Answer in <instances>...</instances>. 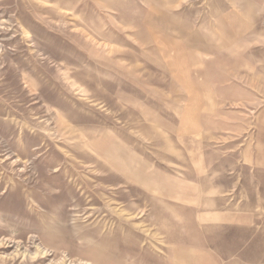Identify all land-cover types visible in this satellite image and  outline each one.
I'll return each mask as SVG.
<instances>
[{
	"label": "rangeland",
	"instance_id": "1",
	"mask_svg": "<svg viewBox=\"0 0 264 264\" xmlns=\"http://www.w3.org/2000/svg\"><path fill=\"white\" fill-rule=\"evenodd\" d=\"M263 113L264 0H0V264H264L214 191Z\"/></svg>",
	"mask_w": 264,
	"mask_h": 264
},
{
	"label": "crops",
	"instance_id": "2",
	"mask_svg": "<svg viewBox=\"0 0 264 264\" xmlns=\"http://www.w3.org/2000/svg\"><path fill=\"white\" fill-rule=\"evenodd\" d=\"M236 94L237 92L234 96ZM259 117L260 120L251 127V131H240L242 133H239L238 137H230L222 142L223 153L220 155L222 158L214 160L215 163L222 161L225 163L224 170L227 168L225 171L231 180L229 189L214 185L215 193L225 190L233 196L226 202V208L233 211L218 213L216 217H219L220 224L234 221L238 227L239 225L249 227V232L254 235L251 236L253 240H264V113L262 120L260 115ZM216 153H219V149ZM211 185L210 182V187ZM238 193H241V197L230 208L228 204ZM261 251L264 252V246Z\"/></svg>",
	"mask_w": 264,
	"mask_h": 264
}]
</instances>
